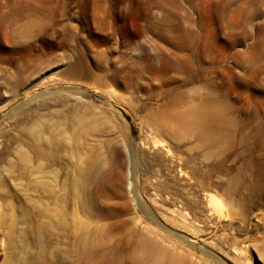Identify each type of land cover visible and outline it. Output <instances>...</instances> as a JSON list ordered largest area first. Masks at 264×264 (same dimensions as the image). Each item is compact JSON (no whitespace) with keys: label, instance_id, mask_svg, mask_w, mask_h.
Instances as JSON below:
<instances>
[{"label":"rangeland","instance_id":"rangeland-1","mask_svg":"<svg viewBox=\"0 0 264 264\" xmlns=\"http://www.w3.org/2000/svg\"><path fill=\"white\" fill-rule=\"evenodd\" d=\"M144 239L264 264V0H0V264Z\"/></svg>","mask_w":264,"mask_h":264},{"label":"bare ground","instance_id":"bare-ground-1","mask_svg":"<svg viewBox=\"0 0 264 264\" xmlns=\"http://www.w3.org/2000/svg\"><path fill=\"white\" fill-rule=\"evenodd\" d=\"M83 69V68H82ZM79 64L73 66L71 70H69V76L73 78H80L84 73ZM39 95H35L34 97H39ZM214 109L205 108V107H196L189 110V121L188 125L195 128L196 126L199 128L202 123H205L206 119H208L213 114ZM199 124V125H198ZM155 240L144 239L139 242L137 252L134 256L135 264H148L151 262L153 264H160L161 261L165 260L169 264H180V261L176 257H172V254L168 251L160 248Z\"/></svg>","mask_w":264,"mask_h":264}]
</instances>
